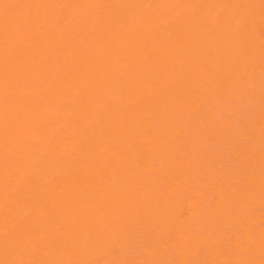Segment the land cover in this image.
Returning <instances> with one entry per match:
<instances>
[{"label": "bare ground", "instance_id": "6f19581e", "mask_svg": "<svg viewBox=\"0 0 264 264\" xmlns=\"http://www.w3.org/2000/svg\"><path fill=\"white\" fill-rule=\"evenodd\" d=\"M0 264H264V0H0Z\"/></svg>", "mask_w": 264, "mask_h": 264}]
</instances>
